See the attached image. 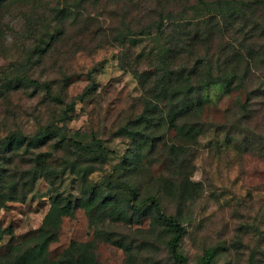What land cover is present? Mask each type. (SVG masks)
Returning a JSON list of instances; mask_svg holds the SVG:
<instances>
[{
    "label": "rangeland",
    "instance_id": "rangeland-1",
    "mask_svg": "<svg viewBox=\"0 0 264 264\" xmlns=\"http://www.w3.org/2000/svg\"><path fill=\"white\" fill-rule=\"evenodd\" d=\"M148 26L161 27L141 33ZM210 28L190 55L186 34ZM171 50L175 65L209 54L239 62L242 80L210 87L178 121L198 124L195 138L151 113V147L125 126L159 91ZM128 185L183 225L189 262L212 247L214 264H264V0L0 2V264L33 255L41 228L55 233L47 264L65 253L86 264H174L170 229L149 202L134 205ZM55 195L87 203L43 227ZM104 196L115 206L101 207Z\"/></svg>",
    "mask_w": 264,
    "mask_h": 264
},
{
    "label": "trees",
    "instance_id": "trees-1",
    "mask_svg": "<svg viewBox=\"0 0 264 264\" xmlns=\"http://www.w3.org/2000/svg\"><path fill=\"white\" fill-rule=\"evenodd\" d=\"M1 1L11 2V0H0V2ZM152 27L159 29L161 26H148L141 33H150L153 29ZM186 35L189 40L187 43V46H189L188 51L191 53L190 55H192V53L196 52L204 46L206 42L211 40L210 38L213 35V31L211 28L205 31L195 30L192 34L189 35L187 33ZM168 51L165 53L169 58L168 68L156 80V83L160 87L159 91L155 94L152 93V97L145 98L144 110L137 117L127 122L126 125L129 127L125 126L132 139H136L135 136L139 134L143 137L144 141L151 142V147L156 145V142H153L154 138L144 135L145 122L148 121V116L151 113V115H153V120H155L154 117L158 118L159 122L161 119L165 120L168 130L173 129L189 138H195L200 131L198 124L181 125V122L179 123L178 121L185 118L192 110L199 108L203 104L202 93L210 87L217 84L229 86L236 82L237 79L242 80L239 78V62L228 65L224 60H221L217 54H209L210 56L208 58L206 56L196 57L192 64L183 62L179 65H175L172 59L176 57L177 53L172 50V52ZM178 52L181 53L180 51ZM216 53H218V51ZM150 77L151 75L148 73L139 74L140 79ZM23 79L26 83L31 85H42L36 80H32L26 76H24ZM162 108L164 109L162 110ZM138 126H140V128H137ZM47 133L48 132L37 133L34 137L45 136ZM80 147L81 150L90 149L87 144L83 143H80ZM128 190H130L133 195L132 201L137 199L136 203L133 202L134 205L139 206L149 202L148 207L152 209L153 214L170 229L171 234L166 241V247L168 255L174 264H214L216 250L212 247L204 250L203 255L197 263L189 262L188 258L179 249V242L184 233L183 225L176 218L162 211L156 196L149 195L146 198L138 200L137 191L129 185ZM129 201L130 200H128V202ZM86 203V200L78 198L75 199L72 204L70 199L64 200L55 195L43 219L42 226L46 227L52 225L53 228H57L61 218L69 215L72 208L84 206ZM110 204H112L113 207L115 206L111 198L104 196L101 200V207L107 208ZM123 214L124 211L122 210L117 211L113 208L111 211V215L114 218L113 220L121 219L120 217H122ZM40 232H42V235L38 238L34 254L22 255L21 264H47L45 251L48 243L55 238V233L53 232L46 236L42 228ZM72 243L74 244L75 242ZM80 246L87 245L86 243H81ZM82 252H86V250H82ZM83 257V254L78 258L68 257L65 253V257L51 262L50 264H86V261L82 259Z\"/></svg>",
    "mask_w": 264,
    "mask_h": 264
}]
</instances>
